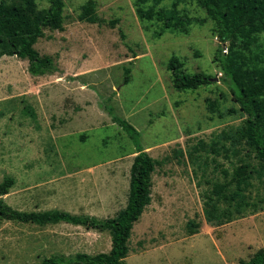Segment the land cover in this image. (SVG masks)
<instances>
[{"label": "rangeland", "instance_id": "374dc122", "mask_svg": "<svg viewBox=\"0 0 264 264\" xmlns=\"http://www.w3.org/2000/svg\"><path fill=\"white\" fill-rule=\"evenodd\" d=\"M48 8L50 0H35ZM164 0L160 6H171ZM94 4L96 21L83 19ZM63 29L45 28L35 44L56 69L33 75L28 60L0 57V195L21 210L58 208L99 217L126 206L135 146L107 106L141 132L155 159L152 199L129 240L124 264H241L264 247V176L248 194L256 211L223 223L205 218L206 194L239 164L257 166L255 152L224 133L243 124L214 60L222 42L195 0L179 9L192 18L188 32L141 19L135 0H64ZM228 44L224 47H227ZM172 55L188 72L205 71L210 84L173 86ZM130 69L126 83L125 70ZM235 108L236 112H230ZM257 175V173H255ZM198 226L192 230L191 222ZM111 234L82 225L39 226L0 218V264H32L53 253L109 251Z\"/></svg>", "mask_w": 264, "mask_h": 264}, {"label": "trees", "instance_id": "16d2710c", "mask_svg": "<svg viewBox=\"0 0 264 264\" xmlns=\"http://www.w3.org/2000/svg\"><path fill=\"white\" fill-rule=\"evenodd\" d=\"M163 1L135 0L138 15L143 20L158 23L161 32H188L192 18L179 9L181 0H174L171 6H160ZM195 1L206 9L208 17L215 24L214 34L222 42L214 55L222 72L220 80L231 87L233 99L239 104V111L246 116L243 124L224 133V136L232 139L235 145L244 142L259 160L257 166L242 162L233 172L223 169L224 180L214 182L206 194V220L210 223H223L247 211H256L261 206L250 199L248 190L255 176H264V0ZM64 4V0H50L48 8H39L35 0H0V57L15 55L27 59L28 70L33 75H44L55 70L54 59L50 55L40 54L35 44L44 35L45 28L63 29ZM85 9L81 17L96 21L93 2H89ZM184 65L178 55H172L167 63L176 89L193 90L212 82L211 74L205 71L188 72ZM125 73L127 83L130 69H126ZM107 108L113 121L128 133L135 146L126 206L114 216L99 217L58 208L21 210L0 197V218L39 226L66 222L107 231L111 234V248L97 253H53L32 264L125 263L133 226L152 199V175L156 161L145 149L141 132L136 126L116 114L112 105L109 104ZM236 111L235 108L230 110ZM13 184L14 178L6 176L0 183V195L8 193ZM191 226L195 230L198 223L192 221ZM241 264H264V247L256 250L249 259H242Z\"/></svg>", "mask_w": 264, "mask_h": 264}, {"label": "crops", "instance_id": "0c3cea01", "mask_svg": "<svg viewBox=\"0 0 264 264\" xmlns=\"http://www.w3.org/2000/svg\"><path fill=\"white\" fill-rule=\"evenodd\" d=\"M130 79V78H129Z\"/></svg>", "mask_w": 264, "mask_h": 264}]
</instances>
